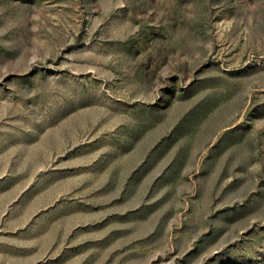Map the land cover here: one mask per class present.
Returning <instances> with one entry per match:
<instances>
[{"label":"rangeland","instance_id":"obj_1","mask_svg":"<svg viewBox=\"0 0 264 264\" xmlns=\"http://www.w3.org/2000/svg\"><path fill=\"white\" fill-rule=\"evenodd\" d=\"M0 264H264V0H0Z\"/></svg>","mask_w":264,"mask_h":264}]
</instances>
